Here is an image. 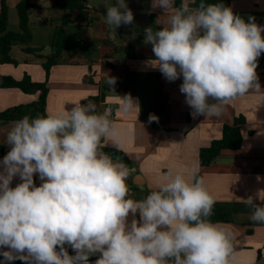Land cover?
Here are the masks:
<instances>
[{
  "label": "clouds",
  "instance_id": "9594fccd",
  "mask_svg": "<svg viewBox=\"0 0 264 264\" xmlns=\"http://www.w3.org/2000/svg\"><path fill=\"white\" fill-rule=\"evenodd\" d=\"M104 7L113 31L134 20L125 0H105ZM156 8L170 15L159 30L145 29L143 42L155 56L146 63L170 82L183 77L179 90L194 118L218 117L235 98L260 91L264 26L254 16L246 22L223 3L204 0L198 7L152 0ZM115 82L109 77L112 88ZM123 100L125 111L139 110L130 96ZM109 114L77 103L70 111L24 116L0 133L10 146L0 160V249H8L0 251V264H89L97 253L95 264H229L234 237L208 219L215 201L202 180L176 174L145 199L130 197L129 169L101 151L112 135ZM148 119L158 122L155 114ZM16 176L21 182L12 187ZM244 202L251 219L264 224V206L251 196ZM130 213L139 220L129 223Z\"/></svg>",
  "mask_w": 264,
  "mask_h": 264
},
{
  "label": "crops",
  "instance_id": "0c3cea01",
  "mask_svg": "<svg viewBox=\"0 0 264 264\" xmlns=\"http://www.w3.org/2000/svg\"><path fill=\"white\" fill-rule=\"evenodd\" d=\"M31 1L30 46L44 47L41 54L49 56L58 21L66 15L72 19L65 27L66 39L77 44L74 48L62 49L57 63L50 69L46 113L70 111L77 103L83 104L90 98L100 99L102 113L108 107L115 115L112 135L102 141V147L121 150L131 161L127 178L130 197L141 201L176 174L189 180L200 179L214 199L216 210L228 219L214 224L234 237L229 264H264V224L251 219L253 208L244 202L251 196L254 203L264 206L260 199V196L264 198V62L258 74L260 91H250L235 98L224 106L218 117L197 115L194 118L185 95L179 90L183 77L170 82L158 69L146 63L154 57L152 45L143 42L145 29L151 26L152 17L162 28L170 15L161 8L152 9V0H125L134 20L132 28L120 33L104 22L105 0H80L86 9L72 12L53 7L54 0ZM17 2L8 0V30L20 32ZM191 2L188 0L189 4ZM107 3L115 6L116 0H107ZM230 8L246 22L254 16L255 22L264 26V0H230ZM44 19L50 22L41 24ZM22 47L17 44L11 51L17 65L0 62V75L21 79L28 74L33 81L45 82V58L26 54ZM109 77L115 78L113 88L108 83ZM159 89L160 97L156 95ZM39 96V92L26 94L18 88H0V113L36 101ZM126 96L138 102L139 110H124L123 98ZM164 101L165 110L155 112L153 106ZM150 114H155L158 122L149 123ZM238 116L245 119L240 127L241 147L224 150L214 163L201 166L200 149L219 139L223 126L233 124ZM15 121L0 120V133L9 130ZM5 139L0 136V144L6 146V155L10 146L4 143ZM33 179L36 186L42 183L38 173ZM20 182L16 176L11 186ZM133 218L139 220L138 213L135 217L130 213L128 222ZM65 248L69 255H75L70 246L66 244ZM99 255H91L89 264H95ZM8 264L25 262L15 260Z\"/></svg>",
  "mask_w": 264,
  "mask_h": 264
},
{
  "label": "trees",
  "instance_id": "16d2710c",
  "mask_svg": "<svg viewBox=\"0 0 264 264\" xmlns=\"http://www.w3.org/2000/svg\"><path fill=\"white\" fill-rule=\"evenodd\" d=\"M182 0H175V6L179 7ZM200 0H195V3H190V7H198ZM205 4H215L223 3L226 7H230V0H204ZM53 7L62 8L68 11L82 10L86 7L81 3L80 0H54ZM33 8V3L31 0H18L16 4V10L18 15V25L20 27V32L8 30L9 25V6L8 0H0V62L5 64L17 65V61L12 58L11 51L13 46L20 44L22 50L26 54H33L38 58H45L43 66L46 70L47 79L45 82L33 81L31 76L25 74L21 79H15L12 76L0 75V88H18L26 94L40 93L39 99L33 101L29 104H19L11 107L0 113V120L3 122L20 120L24 116H28L30 119L37 116H45L46 113V99L48 94L47 80L50 69L53 65L57 63L58 58L62 49H70L77 46V44L69 43L65 35V27L72 22L69 15H66L58 21L56 26L55 35L53 41L50 45L51 54L49 56H44L41 52L44 47H32L29 45L31 41L30 26V12ZM50 22L47 19L40 21L41 24H46ZM153 31L159 30L161 27L158 26L151 18V26ZM132 28V25H121L115 31L120 33L124 29ZM153 57L154 53H153ZM258 68L257 73L261 65L264 62V53L258 58ZM159 75H161L159 73ZM158 97L161 96V89L156 93ZM212 102V101H210ZM166 108L165 101L153 106V110L157 113L163 112ZM112 111V109H110ZM245 122L243 116L235 117L233 124H225L223 126L222 135L219 139L213 140L209 146L201 148L199 151V162L201 166H208L214 163L222 154L224 150H236L242 145L243 135L241 131V125ZM6 151V146L0 144V160L3 159ZM101 151L107 153L113 160H118L124 163L127 168L131 167V161L121 150L114 148H101ZM213 214L208 218L212 223L227 222V217L218 212L215 207L212 210ZM3 251V249H0ZM3 257L0 256V261Z\"/></svg>",
  "mask_w": 264,
  "mask_h": 264
},
{
  "label": "built area",
  "instance_id": "2783aa9c",
  "mask_svg": "<svg viewBox=\"0 0 264 264\" xmlns=\"http://www.w3.org/2000/svg\"><path fill=\"white\" fill-rule=\"evenodd\" d=\"M89 102L95 104V106H96V111H97V112L102 113L101 108H100L102 102H101L100 99H98V98H90V99L84 101L83 104H87V103H89ZM106 110H107L106 112L110 113L109 116H108V119H109V121H110V126H111V129H112L113 126H114L115 115H114V113H113L108 107H106Z\"/></svg>",
  "mask_w": 264,
  "mask_h": 264
},
{
  "label": "water",
  "instance_id": "95a60500",
  "mask_svg": "<svg viewBox=\"0 0 264 264\" xmlns=\"http://www.w3.org/2000/svg\"><path fill=\"white\" fill-rule=\"evenodd\" d=\"M135 172L132 173V176H134Z\"/></svg>",
  "mask_w": 264,
  "mask_h": 264
}]
</instances>
